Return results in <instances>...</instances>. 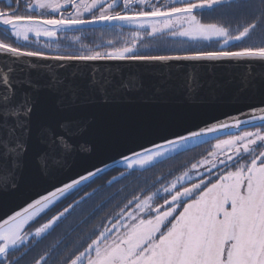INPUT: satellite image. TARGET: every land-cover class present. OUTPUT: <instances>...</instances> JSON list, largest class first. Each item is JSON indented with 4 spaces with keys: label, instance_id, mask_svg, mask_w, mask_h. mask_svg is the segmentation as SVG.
<instances>
[{
    "label": "water",
    "instance_id": "1",
    "mask_svg": "<svg viewBox=\"0 0 264 264\" xmlns=\"http://www.w3.org/2000/svg\"><path fill=\"white\" fill-rule=\"evenodd\" d=\"M262 126L264 51L66 59L0 45V234L22 228L0 256L110 170Z\"/></svg>",
    "mask_w": 264,
    "mask_h": 264
},
{
    "label": "flooded vegetation",
    "instance_id": "2",
    "mask_svg": "<svg viewBox=\"0 0 264 264\" xmlns=\"http://www.w3.org/2000/svg\"><path fill=\"white\" fill-rule=\"evenodd\" d=\"M262 9L264 0H0V45L66 59L234 54L256 45Z\"/></svg>",
    "mask_w": 264,
    "mask_h": 264
},
{
    "label": "rangeland",
    "instance_id": "3",
    "mask_svg": "<svg viewBox=\"0 0 264 264\" xmlns=\"http://www.w3.org/2000/svg\"><path fill=\"white\" fill-rule=\"evenodd\" d=\"M258 146L261 152L254 151ZM172 151L125 166L150 167ZM207 164L229 171L181 210L143 201L129 219L105 232L111 237L86 264H264V234L258 232L264 231V131L216 140L214 150L181 182L199 178Z\"/></svg>",
    "mask_w": 264,
    "mask_h": 264
},
{
    "label": "trees",
    "instance_id": "4",
    "mask_svg": "<svg viewBox=\"0 0 264 264\" xmlns=\"http://www.w3.org/2000/svg\"><path fill=\"white\" fill-rule=\"evenodd\" d=\"M258 16L256 12L255 17ZM262 22L264 28V19ZM208 33V36L223 34L213 28ZM255 42L256 45L245 51H264V31L258 33ZM263 127L250 130L260 131ZM221 138L226 137L173 149L171 155L150 167L129 170L121 166L98 176L29 225L20 241L0 256V264H86L111 237L112 233L106 235L105 232L118 221L121 224L128 211H134L145 196L150 195L149 198L156 201L154 205L178 206L181 210L200 192L227 175L229 167L213 170L210 165L213 161L203 167V174L196 180L181 182L185 174L201 165L214 150L216 140ZM261 149L262 146H258L254 151L261 152ZM198 183L200 187L194 189Z\"/></svg>",
    "mask_w": 264,
    "mask_h": 264
},
{
    "label": "bare ground",
    "instance_id": "5",
    "mask_svg": "<svg viewBox=\"0 0 264 264\" xmlns=\"http://www.w3.org/2000/svg\"><path fill=\"white\" fill-rule=\"evenodd\" d=\"M22 228L18 227L17 225H13L11 228L3 231L0 234V242L4 243V247H10L11 245L16 242L19 233L21 232Z\"/></svg>",
    "mask_w": 264,
    "mask_h": 264
}]
</instances>
